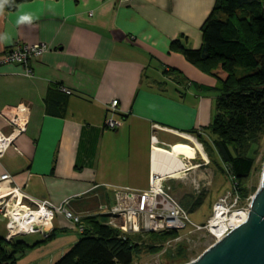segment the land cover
Instances as JSON below:
<instances>
[{"label": "crops", "instance_id": "obj_1", "mask_svg": "<svg viewBox=\"0 0 264 264\" xmlns=\"http://www.w3.org/2000/svg\"><path fill=\"white\" fill-rule=\"evenodd\" d=\"M216 1L26 0L14 10L5 6L0 35L8 39L0 41V60L16 46L46 47L30 63V75L21 64H0V177H11L24 203L96 216L103 204L111 211L118 191H148L155 177L167 188L179 160L195 163L199 153L202 159L218 90L181 87L163 71L173 68L191 82L217 87L214 77L170 51L183 36L187 47L201 48L202 26ZM24 13L33 15L31 25L16 23ZM52 86L74 93L64 119L46 113ZM178 145L190 146L194 157L177 159ZM55 229L60 237L75 227L58 214L44 232L25 236L32 242ZM0 236L6 237L5 225Z\"/></svg>", "mask_w": 264, "mask_h": 264}, {"label": "trees", "instance_id": "obj_2", "mask_svg": "<svg viewBox=\"0 0 264 264\" xmlns=\"http://www.w3.org/2000/svg\"><path fill=\"white\" fill-rule=\"evenodd\" d=\"M24 1L12 0L8 8L14 10ZM183 40L184 36L173 41L170 51L181 54L189 64L214 77L217 87L191 82L173 68L165 69L163 75L181 87L191 83L199 91L218 90L212 121L204 131L215 137L212 143L226 166L224 171L234 179V184L240 183L256 169L257 151L264 141V0H217L202 26L201 48L191 49ZM220 71L227 77L222 78ZM63 89L52 86L44 99L46 113L51 117L66 116L68 100L74 93ZM256 191L250 193L245 189L243 197ZM70 213L78 218L77 223L69 222L79 229V240L55 264H133L142 250L159 249L174 232L152 233L151 243H146L141 235H130L114 227L110 214L79 217ZM60 232L55 229L32 242L27 236L9 240L0 236V264H18L26 250L53 241Z\"/></svg>", "mask_w": 264, "mask_h": 264}, {"label": "rangeland", "instance_id": "obj_3", "mask_svg": "<svg viewBox=\"0 0 264 264\" xmlns=\"http://www.w3.org/2000/svg\"><path fill=\"white\" fill-rule=\"evenodd\" d=\"M194 68L197 69L196 67ZM197 72L201 75L204 74L199 69H197ZM204 75L209 76L207 74ZM220 76L226 78L227 74L220 71ZM206 136L208 137L204 138L205 143H203V140L201 141L204 148L203 156H205V160L203 156V160L200 158L201 155L199 153L197 155L198 159L193 160L195 161V163H192L193 165L184 161L186 163V168L172 174L171 176L175 179H173L172 183L168 184L169 187L164 188L168 195L174 201L178 202L182 206V210L187 213L189 220L188 226L181 230H173L174 232L169 237V240L161 245L159 249L154 251L142 250L138 256L135 257L133 264L191 263L218 240L208 227L209 221L214 216V207L216 206V203H218V200L227 197V203L229 204L227 210H229V215L237 214L239 211L246 212L249 208L254 193L249 197H243V195L245 189L252 193L260 186L262 166L264 162V141L257 151L256 169L252 175L249 179L234 184V179H231L228 172L224 171L227 170L226 166L221 163L213 146L212 140H214L215 137L211 136V133H208ZM188 169H194V172L187 175ZM235 195H239L240 200L234 207L233 204L237 198ZM109 210L110 208H108L107 204H103L96 210L95 215L108 216L107 214L110 213ZM109 217H111V215ZM109 217L106 218H108L107 222L110 223ZM126 221H128V218ZM0 224L2 226L5 225V227L7 224V219L2 214H0ZM129 226L130 222L128 221L127 227ZM124 227L125 225L122 226V228ZM37 229L38 231L33 230L29 233L31 235L40 234V232H44V229L46 230V226ZM7 230L6 227L5 238L9 240V233ZM122 230L128 231V229ZM29 233H26V235H29ZM152 233L157 232L141 233L130 231L129 234L141 235L143 240H145V242L147 241L146 243H151L149 235ZM79 236L80 231L76 227L75 230H67L66 233L60 237L58 235L53 241L26 250L19 258L18 264H55L79 240ZM63 237L68 239H64ZM19 238H25V236L20 235L15 239ZM31 238L32 236L27 237L26 239L31 241ZM178 254H182V256H179Z\"/></svg>", "mask_w": 264, "mask_h": 264}, {"label": "built area", "instance_id": "obj_4", "mask_svg": "<svg viewBox=\"0 0 264 264\" xmlns=\"http://www.w3.org/2000/svg\"><path fill=\"white\" fill-rule=\"evenodd\" d=\"M128 1V0H127ZM12 51L5 53L0 64L6 62L17 63L29 66L33 59L40 57L44 51L45 46L33 45V46H16ZM28 75L31 74L30 68L26 69ZM69 93L67 89H63ZM118 101L112 103V107H116ZM115 126L113 122L110 124ZM1 155V149H0ZM186 166V165H185ZM162 178L155 177L152 180V186L148 191L135 192L121 190L115 194V204L110 211L112 217L111 224L119 229H128L125 232H163L181 230L188 226V216L182 209V206L174 201L165 189L158 184L162 181ZM5 189L7 193L0 196V214L7 219L6 227L9 232V237L13 235H23L33 230L38 231L37 228L50 226L58 214H62L68 221L74 220L78 222V218L68 212L63 206L55 207L49 202H39L37 208L24 203V195L18 191V189H12L11 177L5 174L0 177V190ZM237 198L233 204L235 207L240 200L239 195H235ZM227 197H223L216 203L215 213L212 219L209 221L208 227L211 230L212 220L218 217L223 219L225 217H231L228 212ZM246 212L239 211L237 213L236 225L229 226L224 232L214 234L219 240L231 231L235 226L242 223L246 217ZM245 215V216H244ZM130 222V226L127 227L126 221ZM122 228V226H124ZM36 228V229H35ZM220 231V228L217 229ZM124 231V230H123ZM212 231V230H211ZM30 234V233H29Z\"/></svg>", "mask_w": 264, "mask_h": 264}, {"label": "water", "instance_id": "obj_5", "mask_svg": "<svg viewBox=\"0 0 264 264\" xmlns=\"http://www.w3.org/2000/svg\"><path fill=\"white\" fill-rule=\"evenodd\" d=\"M188 264H264V162L260 186L242 223Z\"/></svg>", "mask_w": 264, "mask_h": 264}, {"label": "bare ground", "instance_id": "obj_6", "mask_svg": "<svg viewBox=\"0 0 264 264\" xmlns=\"http://www.w3.org/2000/svg\"><path fill=\"white\" fill-rule=\"evenodd\" d=\"M173 154H174V156H177V159H179L178 158L179 155H185L186 157H194L195 152L188 145H184V146L178 145V146L174 147ZM177 165H178L177 170H179V171L186 168L185 163L182 160H179V163ZM4 193L6 194L7 190L1 189L0 190V196H2V194H4ZM237 216H238L237 214H234L230 218L227 216V217L222 219L220 217V214H218V217L214 218L212 220V226H211L212 232L219 234L220 232H224L225 229L228 228L229 226L236 225V221H237L236 217ZM218 227L220 228V231L217 230Z\"/></svg>", "mask_w": 264, "mask_h": 264}, {"label": "clouds", "instance_id": "obj_7", "mask_svg": "<svg viewBox=\"0 0 264 264\" xmlns=\"http://www.w3.org/2000/svg\"><path fill=\"white\" fill-rule=\"evenodd\" d=\"M11 2V0H0V14H3V11H4V8L6 5H9ZM34 21V17L31 13H24L22 15L19 16V18L17 19L16 23L19 25V24H29L31 25ZM8 39V37L6 35H0V41H4ZM110 214V213H109ZM8 232V230H7ZM9 233V232H8ZM26 234H23L22 236H25ZM13 236H16L17 235H13ZM9 237V239H13V238H16V237ZM20 236V235H18Z\"/></svg>", "mask_w": 264, "mask_h": 264}]
</instances>
